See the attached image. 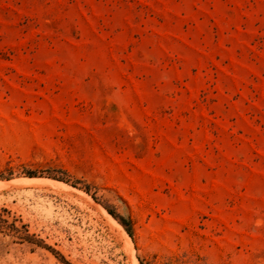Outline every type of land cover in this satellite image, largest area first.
I'll list each match as a JSON object with an SVG mask.
<instances>
[{
    "label": "rangeland",
    "instance_id": "rangeland-1",
    "mask_svg": "<svg viewBox=\"0 0 264 264\" xmlns=\"http://www.w3.org/2000/svg\"><path fill=\"white\" fill-rule=\"evenodd\" d=\"M25 178L70 188L0 185V264H133L103 210L139 264H264V0H0Z\"/></svg>",
    "mask_w": 264,
    "mask_h": 264
},
{
    "label": "bare ground",
    "instance_id": "bare-ground-1",
    "mask_svg": "<svg viewBox=\"0 0 264 264\" xmlns=\"http://www.w3.org/2000/svg\"><path fill=\"white\" fill-rule=\"evenodd\" d=\"M0 185L6 186V185H24V186H36V185H46V186H56V187H63V188H70L69 186L60 183V182H56L53 180H47V179H37V178H25V179H20V180H14L11 182H0ZM9 187V186H8ZM89 201V200H88ZM104 214L106 215V217L108 218V220L118 229L122 232L123 236L126 239V245H127V249L129 250V252L132 255V260H133V264H139L138 260L136 259L135 255H134V246H133V242L130 239V237L126 234V232L124 231V229L122 228V226L120 224H118V222H116L112 216H110L105 210H103ZM113 226V227H114Z\"/></svg>",
    "mask_w": 264,
    "mask_h": 264
},
{
    "label": "trees",
    "instance_id": "trees-1",
    "mask_svg": "<svg viewBox=\"0 0 264 264\" xmlns=\"http://www.w3.org/2000/svg\"><path fill=\"white\" fill-rule=\"evenodd\" d=\"M29 176L34 177L35 175L29 174ZM108 212L125 228L128 235L131 238H133V234L131 230V222L125 220L124 218L116 216L115 213L111 212L110 210H108ZM0 230L2 232H9L14 237L20 239L22 242L28 243V230L26 229V227L18 228L15 224H9L8 221L3 218V214H0ZM30 242H34V243L36 242L37 244H40V246H42V243H40L39 241H30Z\"/></svg>",
    "mask_w": 264,
    "mask_h": 264
}]
</instances>
